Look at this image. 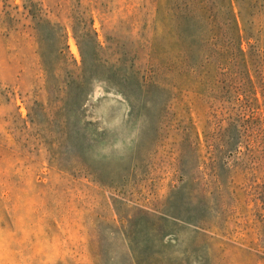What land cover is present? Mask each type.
Segmentation results:
<instances>
[{"label": "rangeland", "instance_id": "obj_1", "mask_svg": "<svg viewBox=\"0 0 264 264\" xmlns=\"http://www.w3.org/2000/svg\"><path fill=\"white\" fill-rule=\"evenodd\" d=\"M0 264H264V0H0Z\"/></svg>", "mask_w": 264, "mask_h": 264}]
</instances>
